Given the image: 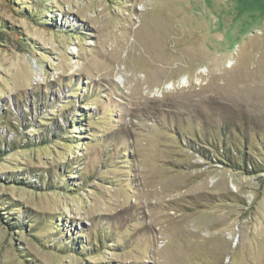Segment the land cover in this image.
<instances>
[{"label":"rangeland","instance_id":"374dc122","mask_svg":"<svg viewBox=\"0 0 264 264\" xmlns=\"http://www.w3.org/2000/svg\"><path fill=\"white\" fill-rule=\"evenodd\" d=\"M0 215V264H264V0H0Z\"/></svg>","mask_w":264,"mask_h":264},{"label":"trees","instance_id":"16d2710c","mask_svg":"<svg viewBox=\"0 0 264 264\" xmlns=\"http://www.w3.org/2000/svg\"><path fill=\"white\" fill-rule=\"evenodd\" d=\"M71 111L73 112V109H71ZM72 129L74 130V129H77L78 128V125H77V122H75V121H73L72 122ZM51 133V132H50ZM65 133V132H64ZM59 134H63V131L62 132H60ZM61 135L59 136V138H61ZM52 139L55 141V139H54V137L53 136H51V135H48V133H47V135H44V138H42L40 141L41 142H39V145L38 146H48V145H50L49 143H51V141H52ZM48 140H50V141H48ZM54 141H52V143L54 142ZM68 143L69 144H71L70 146H72L75 142H74V140L72 141V140H70V141H68ZM28 147H30V146H28ZM31 147L33 148V146L31 145ZM30 149V148H29ZM31 151V150H30ZM69 166V164H67V165H65V168H67ZM64 168V169H65ZM47 179L48 178H46L45 179V183H43L44 185H42L41 183L40 184H35V185H37L36 187L34 186V184H27V183H25L24 181H19V182H16L15 183V181L14 182H12L11 184H14L15 183V185H18V186H21V187H26V188H29V189H38V187H40L38 190H41V188L43 187H47V185H48V187H50V188H48V189H52V186L49 184V182L47 181ZM2 219V215H0V220ZM6 226L8 225V222H3Z\"/></svg>","mask_w":264,"mask_h":264}]
</instances>
